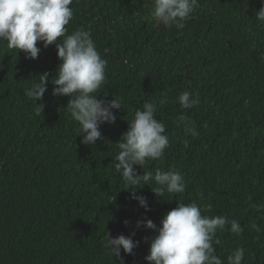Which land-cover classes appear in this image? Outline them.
Instances as JSON below:
<instances>
[{
	"label": "trees",
	"instance_id": "1",
	"mask_svg": "<svg viewBox=\"0 0 264 264\" xmlns=\"http://www.w3.org/2000/svg\"><path fill=\"white\" fill-rule=\"evenodd\" d=\"M261 6L262 0H198L183 27L169 28L152 17L154 0H73L68 34L90 32L107 62L97 98L122 104L114 123L101 124L94 145L81 142L70 97L52 94L60 63L55 45L38 42L31 59L0 41V264H150L144 257L156 233L136 221L146 217L159 227L177 200L239 221L240 234L230 225L216 234L223 264L238 247L245 249L243 264H264V22L255 17ZM44 72L43 99L27 98ZM183 91L199 103L181 108ZM145 101L157 102L169 147L161 159L134 168L178 169L183 193L157 197L154 181L127 189L115 172L119 139ZM182 113L198 136L177 127ZM130 191L145 196L150 211ZM106 232H134L138 246L112 257Z\"/></svg>",
	"mask_w": 264,
	"mask_h": 264
},
{
	"label": "clouds",
	"instance_id": "2",
	"mask_svg": "<svg viewBox=\"0 0 264 264\" xmlns=\"http://www.w3.org/2000/svg\"><path fill=\"white\" fill-rule=\"evenodd\" d=\"M72 3L73 0H0V41H6L9 49H15L17 53L22 51L31 59H36L41 50L38 42H42L43 47L55 45L60 63L56 78L51 79L54 85L52 94L70 97L66 106L80 125L77 134H82V143L94 145L102 138L101 124L114 123L116 115L113 110L120 109L122 104L115 97L110 101L97 98L101 86L105 85L107 62L96 50L90 32L77 29L68 34L66 25L73 17ZM197 7L198 0H154L152 17L166 27L180 28ZM255 17L264 22V0ZM48 75L47 72L39 75L38 82L26 90L27 98L36 102L43 99ZM178 101L181 108L187 110L199 103V97L183 91ZM166 102V98L159 101L160 104ZM42 107L38 104V115ZM156 114V101H145L142 110L135 111L127 130L121 135L122 139H119V152L114 158L115 172L122 176L127 189L149 186V182L154 181L156 187L150 188L157 197H163L165 193L180 194L186 190V184L178 169H157L154 173L143 171L138 174L134 168L144 169L148 161L161 159L169 147V138L164 134L165 124L155 118ZM175 123L177 127L183 124L190 135H199L186 114H180ZM130 198L135 199L145 212L150 211L145 196L130 191ZM177 201V206L163 215L159 227L146 217L136 221L137 228L143 225L156 233L144 259L150 264H223L213 247V243H219L216 234L226 225H230L232 233L240 234L243 228L239 221L221 215L209 217L202 214L196 203ZM134 234L112 237L106 232L105 247L112 257H120L121 249L126 254H133L138 246V242L132 239ZM244 254L243 247L236 248L227 257L228 264H243Z\"/></svg>",
	"mask_w": 264,
	"mask_h": 264
}]
</instances>
